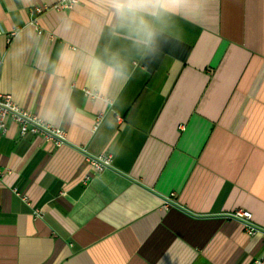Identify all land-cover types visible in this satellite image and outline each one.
I'll return each instance as SVG.
<instances>
[{"label": "crops", "instance_id": "obj_1", "mask_svg": "<svg viewBox=\"0 0 264 264\" xmlns=\"http://www.w3.org/2000/svg\"><path fill=\"white\" fill-rule=\"evenodd\" d=\"M56 2L0 0V92L65 132L0 136V264H264V0L146 16L151 51L105 0L29 13Z\"/></svg>", "mask_w": 264, "mask_h": 264}, {"label": "built area", "instance_id": "obj_2", "mask_svg": "<svg viewBox=\"0 0 264 264\" xmlns=\"http://www.w3.org/2000/svg\"><path fill=\"white\" fill-rule=\"evenodd\" d=\"M77 2L78 0H58V2L51 6L35 5L30 7L29 13L31 16H37L48 9H71ZM11 33L14 34V32ZM86 93L90 96H96V94L93 92L86 91ZM100 119L101 115L95 117L93 128H96ZM9 121H14L17 124L19 135L22 138L26 137L32 132H36L44 139H53L57 145L63 143L65 139V132L61 127L50 124L35 114L23 109L13 100V97L10 93L0 92V136L5 131ZM111 158V154L106 152L96 157L87 155L85 160L87 161L90 170H101L110 166ZM15 193L23 201L29 204L28 198L25 194L18 192ZM37 211L38 210H36V212ZM232 216L240 219L244 223L248 234H254L257 231L255 227L250 225L251 213L248 210L238 208L233 211Z\"/></svg>", "mask_w": 264, "mask_h": 264}, {"label": "clouds", "instance_id": "obj_3", "mask_svg": "<svg viewBox=\"0 0 264 264\" xmlns=\"http://www.w3.org/2000/svg\"><path fill=\"white\" fill-rule=\"evenodd\" d=\"M115 10V15L121 21L131 20L135 23V42L145 48L154 50L156 32L144 17L158 18L162 13L169 12L181 4L182 0H105ZM101 66L99 59L90 63L91 76L94 78Z\"/></svg>", "mask_w": 264, "mask_h": 264}]
</instances>
